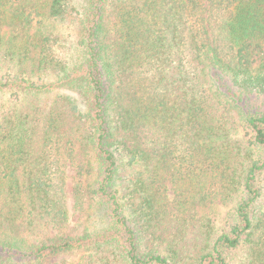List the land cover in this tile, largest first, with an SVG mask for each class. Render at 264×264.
Returning <instances> with one entry per match:
<instances>
[{"label":"trees","instance_id":"16d2710c","mask_svg":"<svg viewBox=\"0 0 264 264\" xmlns=\"http://www.w3.org/2000/svg\"><path fill=\"white\" fill-rule=\"evenodd\" d=\"M0 264H264V0H0Z\"/></svg>","mask_w":264,"mask_h":264},{"label":"rangeland","instance_id":"374dc122","mask_svg":"<svg viewBox=\"0 0 264 264\" xmlns=\"http://www.w3.org/2000/svg\"><path fill=\"white\" fill-rule=\"evenodd\" d=\"M60 27V25H58ZM63 92V90H62ZM55 93H51L47 96L48 99L53 98ZM64 171L66 175V185H65V194H66V206L69 213V220H68V230L67 232L70 235H79L81 233H84V231L94 230L99 228V225H101L99 222H97V225H95V222H92V215H91V209L89 208L88 200H85L83 204L77 205L75 203V198L73 194V187L77 179L78 174V167H77V160L72 159H65L63 162ZM86 183H90L93 180L92 174H85L83 173L82 177ZM173 194L172 189H168V195L171 197ZM228 207H225L223 205L218 207V219L217 224H220L221 218L223 217L226 209ZM103 226V225H102ZM86 254V251L84 250H74L71 252L63 253L57 256H54L50 258V262H70V263H77L79 260H82L83 256ZM243 251H238L235 255V260H239L241 257H243Z\"/></svg>","mask_w":264,"mask_h":264}]
</instances>
